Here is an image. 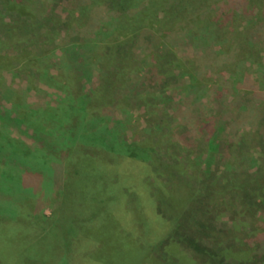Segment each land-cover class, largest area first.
<instances>
[{"label":"rangeland","instance_id":"1","mask_svg":"<svg viewBox=\"0 0 264 264\" xmlns=\"http://www.w3.org/2000/svg\"><path fill=\"white\" fill-rule=\"evenodd\" d=\"M159 1L144 21L119 31V0H0V137L35 147L49 164L68 157L52 184L21 156L0 154L3 264H264V222L250 208L252 195L240 188L232 197L221 184L264 175V38L256 34L264 0H215L223 3L208 23L212 0L195 13L187 0ZM124 66L138 76L130 99L119 95ZM46 110L64 124L44 121L37 131ZM95 112H104L102 122L78 127ZM104 126L176 167L151 169L160 181L174 185L185 174L197 190L190 208L200 215L157 246L166 222L155 229L141 217L163 192L150 199L119 163L112 174L91 172L104 155L98 145L80 142L68 156L74 130L87 137ZM90 173L109 190L94 189ZM24 195L35 200L24 197L18 211L11 202ZM241 243L260 245V254L221 256Z\"/></svg>","mask_w":264,"mask_h":264},{"label":"trees","instance_id":"2","mask_svg":"<svg viewBox=\"0 0 264 264\" xmlns=\"http://www.w3.org/2000/svg\"><path fill=\"white\" fill-rule=\"evenodd\" d=\"M146 1L151 3V5L147 4ZM155 1L156 0H152V1L151 0H119L118 9L115 10L116 11L115 16L118 15L117 30L122 31L126 29L130 31L131 26H133V24L135 25L136 23H140L139 21H144L158 7V3ZM190 1H192V3L194 4L192 5ZM190 1L188 0L186 1L188 6L191 5L187 9L191 8L190 10L191 11L193 10L194 13L201 6H209L210 8V4L214 1V5L216 7H211L210 9L211 12L209 13V19L207 23L210 22V20H212V18L215 16V12H217V9L220 8L221 4L223 3L221 1L216 2L215 0H212L211 3L209 2V0H190ZM145 5H147L146 7L147 10H145L144 7ZM114 18L115 17H111V20L113 21ZM199 19H200V15L198 18H196V21H199ZM258 22H259V26L256 30L257 32L256 34H258L259 38L262 37L264 38V35L260 34L261 33L260 31L264 29V3H263V8L260 9V17L258 18ZM129 24L130 27H128ZM150 31L153 32V36L154 35L156 36L159 33V31H153L152 28L150 29ZM168 36L169 34L167 32L166 33L164 32L163 35L160 36V38L167 39ZM130 71L131 69L128 66H124L120 68V76L122 80L120 84L119 95L121 98H126V99L132 98L134 92V84L136 82L135 79H137L138 76H136V78L134 76H130ZM140 78L142 79V77ZM254 82L255 81H253V83ZM254 97L256 99L257 95L256 96L254 95ZM95 114L97 115L96 117H94L95 115H88L87 117H84V119H80L78 122V127L80 128L84 127L82 125H86L88 123L91 124L93 122L95 123L102 122L101 118H103V116L105 115L104 112L100 113L99 115L97 114V112H95ZM40 116L42 120L41 121L37 120L36 121L37 123H35V128L37 129V131H43L44 128H46V124L44 123V121L46 122L53 120L54 122L60 123L61 125L64 124L62 120V116L57 113L54 114L50 110H46L45 113L41 114ZM93 118L98 120L94 121ZM99 129L101 130V133L96 131L92 135L88 134L87 137L85 135H81L79 129L78 131L74 130V134H73L74 138L70 140L71 144L68 147L69 150L68 156L69 158H71L70 156L76 152L75 150L79 145L78 143L80 142H87V143L89 142L96 146L98 145L100 146V148H102V152L104 153V155L100 156V159L99 156H97L96 159H94L95 164L90 169L91 172L94 170L99 172L98 170L100 169L102 170L104 169L106 171L107 169L113 168V170L111 171L108 170L112 174L116 170L115 165L119 163V165L123 167V170L119 169L120 172H127L129 175L136 176L139 180L138 183L142 184L143 187L150 190V195H149L150 199H151V194L153 195L159 192H163L164 195L157 197V199L155 200H152L154 206L147 209L145 211L146 213L141 217L143 219V222L152 221L155 226V229L157 228L156 224L157 223L159 224L160 221L163 220L166 222V229L163 231L161 238L158 239V242H156L154 246H157V244L161 241L167 240V238L172 235L175 225L182 222L183 220L185 221L186 219L187 220H191L190 218L196 219L197 216L200 215V212L196 210L194 207L190 208V206H192V202L194 201L197 195V190H195L194 187H192L191 183L188 182V179L185 176H183L185 174L180 175L179 176L180 179H177L176 178L177 176L175 175L176 182L174 185L163 183L162 181H160V179H158V175H156V172H153L154 174L151 173V169L154 171L156 170V168L159 169L167 168L170 170V169H175L176 167L172 168L171 165L168 164L165 165L159 162L158 160H156L155 158H153L151 155L152 149L149 146L148 149H146L147 147L146 148L143 147L146 144L128 145L127 143L122 142L119 139L116 130H114L113 128L104 126L103 128H99ZM86 139L87 141H85ZM3 140L5 139H3V137H0V154L2 156L5 155L11 156L13 154L21 156V158L23 160L25 159L28 164L26 165L27 169L28 168L36 169V172L38 174L39 173L41 174V175L39 174L38 176H41L47 180H49V178L51 177L53 182L52 184H54V179L56 180V178H58L59 176L57 174L58 173L57 171L61 169L60 168L61 164L62 163L64 164L65 159L68 158V157L64 158L58 164L55 163L49 164L50 162L47 161H49L48 159H50V157L45 156L44 153H42L38 149L34 151L35 147L33 146L31 147L25 144L19 145L16 144L14 140L11 142H5ZM9 148L10 150H8ZM110 154L111 155L123 154V155L121 156V158L115 160L110 158L109 156ZM95 176H97V174L94 173H90L87 176V181L90 180L89 181L90 183L92 182L94 183L93 188L97 189L101 187V189L104 191L109 190L108 185L110 186L111 184L107 180L102 179L103 182L97 186L98 179H96ZM151 179H153L152 183H150ZM115 180H117V178H114L112 175H110V181L112 183H115L116 182ZM261 180H264V175H260L255 180H253L252 178L250 179L249 177L247 178V181H240L238 179H233V178L224 179L221 184L232 197L236 196V192L234 190L238 191L240 190V188H242L243 190L247 188V192L252 195V201L249 204L250 208L253 207L255 208V210H258V214H261L260 218L264 222V187H263L264 184L260 183ZM95 184L97 187L95 186ZM24 197H26V199H29L31 202H34L35 200L33 197L28 198V196L25 195L19 197L18 199H15V202H11V203L18 211L20 210L19 208H17V205L23 201ZM259 232L260 231L257 230L255 231L254 229H251L249 231V234L253 237L252 240L259 241L262 235L261 232L260 233ZM154 236L156 235H153L152 237ZM150 241H152V239H150ZM171 247H173V245ZM260 252H261L260 245L256 249L255 247H252L251 245L247 244V248H245L243 243H241L237 247L232 246L225 249L222 252L221 256L224 257L227 256V258L231 257L235 259L247 258L248 260H251L250 259L251 255L255 256L256 254L257 255L260 254ZM186 263L195 264L194 261L190 259L189 262ZM0 264L3 263L0 261Z\"/></svg>","mask_w":264,"mask_h":264}]
</instances>
